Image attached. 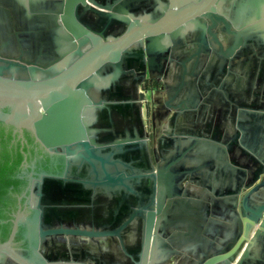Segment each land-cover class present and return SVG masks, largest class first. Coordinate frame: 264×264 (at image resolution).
<instances>
[{"label":"water","instance_id":"water-1","mask_svg":"<svg viewBox=\"0 0 264 264\" xmlns=\"http://www.w3.org/2000/svg\"><path fill=\"white\" fill-rule=\"evenodd\" d=\"M39 2L0 0V102L11 108L0 111V120L21 135L30 129L49 154L61 158L63 170L29 177L28 194L19 201L26 198L32 215L20 206L8 240L0 242V264H38L14 248L21 225L40 255L39 247H53L48 239L59 235L106 238L115 245L111 258L92 255L90 264H171L173 258L172 264H264V102L238 101L241 110L234 108L241 129L253 125L243 133L254 140L250 151L237 144L238 132L227 131L222 142L220 133L213 135L235 154L236 166L227 163L225 150L207 142L211 135L188 133L182 129L188 125L173 132L180 113L200 97L193 85L201 82L207 93L254 46L260 56L255 77L263 78L264 0H42L38 10ZM147 72L168 80L161 87L167 98L159 102L160 117L174 111L159 140L142 125L145 94L138 88ZM129 108L140 113L136 135L130 122L119 123L118 115ZM150 140L179 150L157 165L156 189L155 168L136 161L149 163ZM183 144L196 145L202 161L181 154ZM152 153L159 162L154 146ZM217 159L229 179L214 188L205 181L216 195L193 191L200 183L196 176L213 177ZM182 208L186 214H177ZM66 212L85 215L102 229L64 226ZM58 213L57 226L49 216ZM183 228L186 233L179 232ZM41 257L45 264L50 258Z\"/></svg>","mask_w":264,"mask_h":264},{"label":"crops","instance_id":"crops-1","mask_svg":"<svg viewBox=\"0 0 264 264\" xmlns=\"http://www.w3.org/2000/svg\"><path fill=\"white\" fill-rule=\"evenodd\" d=\"M39 1L40 2L36 4V6L38 7V10H40L41 7L45 6V4L42 3V0H39ZM35 14H39V12L37 11V13H35ZM49 14L53 15L54 13L44 12V16H51ZM186 50H188V47H186ZM253 51H254V53H253ZM262 59H264V57ZM255 61L260 62V56L257 54V49L254 46L253 50L251 52L246 51V53L244 55H242L240 58L235 59L236 65L235 64H234L235 66L232 65V67L235 70H232V68L230 67V71H229V65H228V69H226V73L223 76H221L217 80L216 83L209 84L210 86L208 87L207 93H203L201 91V86L198 85L201 82H198L197 84L195 83L193 85V89L197 90V92L200 93V97L196 101L195 105L189 106V109L187 112L180 113V115L177 118L176 126L173 128V132H176L178 129H180L184 125H188L186 128H182L188 133L197 131V132H201V133L205 132V133L211 135L210 140L209 139L208 140L203 139V140H207V142H210V144H213V145L225 150L224 156L227 157V163L230 166H236V164H234L233 159L231 160V157L235 156V154L230 152L228 149V146L221 143V142L226 137L227 131L232 132V133L238 132L239 135H238V138L236 140L237 144L242 145L243 148H245L248 151H250V148H249L250 144H252L254 142L252 137L250 138L249 133L247 136H243V133H245L244 131H246V132L252 131V129H250V127H252L253 125L249 122V124L246 126L242 125V127H244L245 130L241 129L239 126L241 123L240 122L241 116L237 112L234 113V108L236 107V108H238V110H241L238 103H237L238 101L241 102V101L247 100L248 102H252L254 99H257L258 101L264 102V75H263V78H261V79L255 77V74H256L257 68H258ZM138 62H140V59ZM260 68H262L261 65H260ZM230 73H231V75H230ZM149 76H150L149 72H147L146 77L149 78ZM157 79H159L163 85L165 84V82H168V80L165 78H157ZM189 81H191V80H189ZM143 84L144 83H141L139 85V88H138V94H140L141 92H143L145 94L144 101H141L139 103V105L141 106L142 125H143V127H145V129H146L145 132L147 134L149 133L152 136V138H154L155 140H159V137L163 138L164 136H166L163 133V130L168 125L169 118L172 116L174 111L170 110L168 117L161 118L159 113H158L159 112L158 111L159 102L166 100V98H167L166 93L164 92V90L162 88L156 89V90H145L143 88ZM227 91L229 92L230 95H228ZM185 93H189V92H185ZM256 94H258V96H256ZM184 99H186V97H184ZM224 102L226 103V105H224ZM224 107L227 109H225ZM134 111L131 108H129V111H127V112L122 111L121 112L122 114L120 113L118 115V118L120 120L119 123H121L122 125H123V123L130 122L131 132L133 133V135L134 134L136 135V134H139L140 131H138V129L134 125V123H135L134 120L140 118V113L138 112V110L137 111L134 110ZM215 133H220L218 138L220 139L221 142L213 140V135ZM182 137H184L186 139L192 138V137H190V135L189 136H182ZM244 137H246V139H245L246 143L241 142V140ZM169 145H171V144L170 143L167 144L165 142L163 147H160L157 143L153 144L152 140H150L149 149L151 152V160H149V163L146 162L144 160V158L136 159L138 165L141 168L145 167V166L148 168L150 166H153L155 168V172H153V174L155 176V185H154L155 189H156L158 182L161 180V177L158 175V173L156 171L157 165L162 164L163 161L166 159V157L168 159H171V156L173 154H177V152L179 151L176 147L174 148V147H171ZM184 145L185 144L182 145V150L180 151L181 154H183L185 156H190L191 154H195V156H193V158L199 159V154L196 153L197 149H198V147L196 145H193V144H187V146H184ZM153 146L157 150V154L160 158L159 162H157L153 158V156H154L152 153ZM199 150H200L201 154H203V155L206 154L207 152H208L207 156L210 155V152L206 151L204 148H201ZM188 153H190V154H188ZM137 154H138V156H140L142 154V151L141 150L137 151ZM162 157H164V159H162ZM168 159L165 160V163L168 161ZM199 160L202 161L201 159H199ZM169 161H171V160H169ZM191 161L194 163L195 160L190 159L189 162H191ZM214 168H215V170L213 171V177L212 178H209V176L206 174L199 175V177L196 176V178H197L196 180L200 181V183H194L192 185L191 189L193 191H196V190L202 191L205 189L208 192H210L211 194L216 195L212 189H209V187L204 184L205 181L206 180L211 181L212 188H214L216 182L219 184V182L225 181L226 178L229 179V176L226 177V175L224 173V169L220 168L218 159L216 161ZM128 172H129V170H128ZM145 172L146 171H144L143 173H145ZM137 173L141 174L139 172H137ZM229 175L231 176V175H233V173L231 172V174H229ZM174 176L176 177V175H174ZM142 177H144V176H142ZM148 178H150V177H148ZM170 179L174 180V177H171ZM186 179H187L186 182H190L191 181V175L189 174L186 177ZM145 180H150V179H145ZM137 185H138L137 183H135V184L133 183V186L137 187ZM217 188H219V187H217ZM179 197L181 198L182 196L180 195ZM104 198L105 199H103L102 201L106 202V200L108 199V196H106V197L104 196ZM110 200H111V197H109V202H110ZM168 207L170 208V206H167V208ZM102 208H103L102 214H103V216H105V214H106L105 212H107V209L109 208V206H108V204H105L102 206ZM186 209L187 208L180 209L179 211H177V214H180V213L186 214ZM212 212H213V210H211V213ZM168 214H170V213H168ZM210 216H211V214H210ZM213 218L216 220L222 221V219H217V217L213 216ZM177 230L178 229H175V231H177ZM179 232H185L186 233L187 230H186V228H183V229L179 230ZM216 237L218 238L219 236L217 235ZM184 238L185 237L183 236L182 240H184ZM99 240L100 239L94 240V239H89V238L87 239V238L81 237V239L80 238H70L67 241L70 242V245H68V246H79L81 244H84V242H85V244H89L90 246H92L91 248L84 250L81 254V256H82L81 259L85 260L86 264H90V261L92 260V255H91L90 249H92L93 247L96 248ZM165 240H167V239H165ZM99 250H101L100 252H101L102 256H103L102 252H104V251H105V253H107V252L109 253V254L108 253L106 254L108 257H110L112 254H114L113 253L114 250H111V251L108 250L107 251L106 247H103L102 249L100 248ZM39 259H41V257H39ZM173 260L174 261L170 262L171 264L173 262H175L176 259L173 258Z\"/></svg>","mask_w":264,"mask_h":264},{"label":"trees","instance_id":"trees-1","mask_svg":"<svg viewBox=\"0 0 264 264\" xmlns=\"http://www.w3.org/2000/svg\"><path fill=\"white\" fill-rule=\"evenodd\" d=\"M162 86L157 78H147L143 84L145 90L161 89ZM3 110L11 109L7 106ZM14 131L13 124L0 120V242L7 241L11 234L13 220L19 209V197L29 183L28 176L21 173L25 164L36 160L38 167L39 164L45 165L50 157L47 152H43L44 149L29 130H25L23 138L17 137L18 133ZM22 231L20 226L14 240L16 243L23 239Z\"/></svg>","mask_w":264,"mask_h":264},{"label":"flooded vegetation","instance_id":"flooded-vegetation-1","mask_svg":"<svg viewBox=\"0 0 264 264\" xmlns=\"http://www.w3.org/2000/svg\"><path fill=\"white\" fill-rule=\"evenodd\" d=\"M5 107H7V106L5 105L4 107L0 108V111L5 112V113H11V110L10 111H4L3 109ZM8 107H10V106L8 105ZM26 129L29 130L32 133V131L30 129L26 128V127L23 128L22 135L20 134L19 131H14V133L15 134L18 133L17 137L23 138L24 137V132H25ZM40 146L44 149L43 152H47L48 153V151L45 149V147H43L41 145V143H40ZM49 156L50 157L48 158V161H47V163L45 165L39 164V166L36 167V160H35L34 161L35 163L33 162L31 164H25L24 170L21 173L24 174V175H27L28 178L30 176L39 177V175H41L42 173H48V174H52V175H60L62 170H63V164H62L61 158H58V157L53 156L51 154H49ZM153 158L155 160L154 156H153ZM24 193L28 194V192H26V190H25ZM25 201H26L25 197H23L21 199V201H19V208L21 206V208H22L21 211L25 212V214L31 216L32 213L30 212V209L28 208V206L24 205ZM17 213H18V211H17ZM101 213L99 215H101ZM62 215H63L62 213H58V214H54L53 216H49V217H50V219L55 221V224L58 226L60 224V219H61ZM64 216H65V218L63 220L64 221V223H63L64 226L71 227V228L79 226L80 228L87 229V230H91V229H94V228L96 230H98V229L101 230L102 229V228L97 227L98 225L93 223L90 220L89 217L86 218L85 215L80 217V216H77V215L75 216V214L72 213V212H66V213H64ZM102 219L100 217V220H102ZM21 228L23 229V231H22L23 239L20 242H18V243H16L14 241V248L19 253L24 255L25 257H27V258H32V257L35 258L38 264H45L41 256L46 257V255H47V257H50L49 261L46 262V264H73V263L74 264H81V263L86 264L85 260L80 259L78 256L79 255L81 256V254H82V252L84 250L89 249L92 246H90L89 244H85V242H84V244H81L79 246H68V245H70V242L67 241L70 238H80L81 239V236L59 235V236L51 237L48 240L53 241V243L55 245L53 247L52 246L51 247H47V244H42L41 247H39V252H41V254H42V255H40L39 253L35 252V248L30 244L29 239L24 237V234H23L24 233V226L23 225H21ZM82 238H86V237H82ZM97 239H99V238H97ZM101 240L106 242L104 246H101V245L98 244ZM21 243H24V245L21 246L20 245ZM98 243H97V247L95 248V250H93L94 247L91 249V255H98L101 258H104L108 252L107 253H105V251L102 252V254H103V256H102L101 252H100L101 250H99L100 248L102 249L103 247H106L107 251L108 250L111 251L112 248L115 247V245L112 244V242H110L106 238L100 239L98 241ZM59 245H62L61 247L65 246L66 250L58 248ZM66 254L69 256V258H67ZM39 257H41V259H39ZM107 258H108V256H107ZM109 258H111V256Z\"/></svg>","mask_w":264,"mask_h":264},{"label":"rangeland","instance_id":"rangeland-1","mask_svg":"<svg viewBox=\"0 0 264 264\" xmlns=\"http://www.w3.org/2000/svg\"><path fill=\"white\" fill-rule=\"evenodd\" d=\"M5 105L8 106V103H6V102H0V108L4 107Z\"/></svg>","mask_w":264,"mask_h":264}]
</instances>
